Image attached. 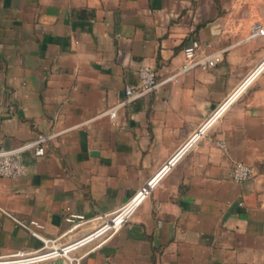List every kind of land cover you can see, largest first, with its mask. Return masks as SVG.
<instances>
[{
	"label": "crops",
	"instance_id": "0c3cea01",
	"mask_svg": "<svg viewBox=\"0 0 264 264\" xmlns=\"http://www.w3.org/2000/svg\"><path fill=\"white\" fill-rule=\"evenodd\" d=\"M254 23L264 25V0H0V148L46 137L41 155L21 153L24 176L0 177V256L61 236L65 216L121 206L230 96L125 223L71 256L77 264H264V35L248 37ZM192 42L221 59L178 74ZM141 64L158 85L110 119L106 110L136 84ZM234 162L250 167L249 180L232 181ZM30 220L40 238L19 224Z\"/></svg>",
	"mask_w": 264,
	"mask_h": 264
},
{
	"label": "built area",
	"instance_id": "2783aa9c",
	"mask_svg": "<svg viewBox=\"0 0 264 264\" xmlns=\"http://www.w3.org/2000/svg\"><path fill=\"white\" fill-rule=\"evenodd\" d=\"M263 35L264 25L258 23L251 25L250 33L248 35L249 38ZM197 47V44L192 42L183 48V63L177 70L178 74L194 67L200 69L211 68L220 61L221 56L219 52L199 55ZM136 76L137 82L134 86L127 85L124 87V98L106 110L105 113L110 119L115 117L116 109L119 106L151 92L158 85V82L155 79L154 70L148 65H139L136 70ZM228 99H230V96L207 118L197 131L192 134L182 148L188 146L195 138H197L198 134L202 132L204 128L209 126L218 117ZM45 139V136L39 135L36 139L16 147L0 148V177L17 178L24 176L26 174V167L21 160V153L24 150L33 149L35 155H41L43 153L42 143ZM216 145L219 148L224 147L222 141H217ZM178 152L174 154L151 178H149L131 198L118 208L109 212L97 214L90 218L85 217L82 214H70L65 216L64 220L69 224V227L61 234V236L85 223H93L95 225L94 229L89 234L76 241L59 244L57 242L61 236L56 238H40L32 227L41 228V224L34 220L19 222V224L31 235L39 237L42 244L36 250L17 251L12 254L0 256V264H33L55 258H61L63 262H65V260L69 263L73 261V264H77L79 257L71 256V253L79 246L88 242H93L91 246V249H93L116 232L125 223L141 200L147 195L149 189L156 183L162 172L166 169V166L175 160ZM230 176L233 182L240 183L249 180L252 176V171L245 163L234 162L231 166Z\"/></svg>",
	"mask_w": 264,
	"mask_h": 264
},
{
	"label": "water",
	"instance_id": "95a60500",
	"mask_svg": "<svg viewBox=\"0 0 264 264\" xmlns=\"http://www.w3.org/2000/svg\"><path fill=\"white\" fill-rule=\"evenodd\" d=\"M137 228H138L137 226H131L130 232L135 233V230H137ZM46 264H64V262L61 258H55V259L46 261Z\"/></svg>",
	"mask_w": 264,
	"mask_h": 264
},
{
	"label": "bare ground",
	"instance_id": "6f19581e",
	"mask_svg": "<svg viewBox=\"0 0 264 264\" xmlns=\"http://www.w3.org/2000/svg\"><path fill=\"white\" fill-rule=\"evenodd\" d=\"M149 192V191H148Z\"/></svg>",
	"mask_w": 264,
	"mask_h": 264
}]
</instances>
